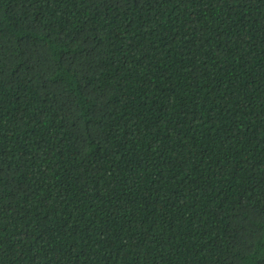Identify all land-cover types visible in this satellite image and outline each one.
Segmentation results:
<instances>
[{"label": "trees", "instance_id": "16d2710c", "mask_svg": "<svg viewBox=\"0 0 264 264\" xmlns=\"http://www.w3.org/2000/svg\"><path fill=\"white\" fill-rule=\"evenodd\" d=\"M0 264H264V0H0Z\"/></svg>", "mask_w": 264, "mask_h": 264}]
</instances>
